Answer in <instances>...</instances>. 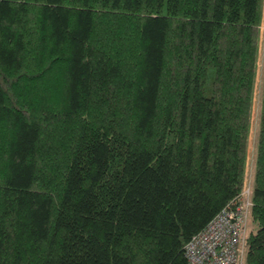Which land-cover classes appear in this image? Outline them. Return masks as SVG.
Wrapping results in <instances>:
<instances>
[{"label": "trees", "instance_id": "1", "mask_svg": "<svg viewBox=\"0 0 264 264\" xmlns=\"http://www.w3.org/2000/svg\"><path fill=\"white\" fill-rule=\"evenodd\" d=\"M263 0H0V264H187L245 185ZM244 264H264V67Z\"/></svg>", "mask_w": 264, "mask_h": 264}, {"label": "built area", "instance_id": "2", "mask_svg": "<svg viewBox=\"0 0 264 264\" xmlns=\"http://www.w3.org/2000/svg\"><path fill=\"white\" fill-rule=\"evenodd\" d=\"M245 185L234 206L223 209L187 242V264H244L246 223L252 205L251 189Z\"/></svg>", "mask_w": 264, "mask_h": 264}, {"label": "rangeland", "instance_id": "3", "mask_svg": "<svg viewBox=\"0 0 264 264\" xmlns=\"http://www.w3.org/2000/svg\"><path fill=\"white\" fill-rule=\"evenodd\" d=\"M264 67V0L262 5V16H261V25L258 29V57H257V66H256V82H255V91L256 96L253 101L252 114H251V131L249 135V146L246 157V168H245V186L252 187V174L254 169V157H255V138L257 130V113H258V100L260 96V90L262 86V74ZM256 224L251 221L248 217L246 223L245 231V240L247 238V232L255 231Z\"/></svg>", "mask_w": 264, "mask_h": 264}]
</instances>
